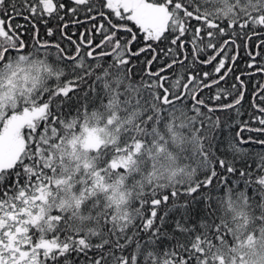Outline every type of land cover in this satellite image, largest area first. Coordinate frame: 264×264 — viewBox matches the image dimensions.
Listing matches in <instances>:
<instances>
[{
  "label": "snow or ice",
  "instance_id": "1",
  "mask_svg": "<svg viewBox=\"0 0 264 264\" xmlns=\"http://www.w3.org/2000/svg\"><path fill=\"white\" fill-rule=\"evenodd\" d=\"M0 264H264V0H0Z\"/></svg>",
  "mask_w": 264,
  "mask_h": 264
}]
</instances>
